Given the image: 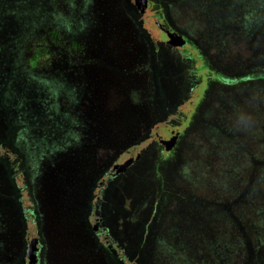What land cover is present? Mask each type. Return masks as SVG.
<instances>
[{
    "label": "rangeland",
    "instance_id": "rangeland-1",
    "mask_svg": "<svg viewBox=\"0 0 264 264\" xmlns=\"http://www.w3.org/2000/svg\"><path fill=\"white\" fill-rule=\"evenodd\" d=\"M229 1L0 0V264H205L206 235L264 264L203 179L264 156V80L227 51L263 0Z\"/></svg>",
    "mask_w": 264,
    "mask_h": 264
},
{
    "label": "trees",
    "instance_id": "trees-1",
    "mask_svg": "<svg viewBox=\"0 0 264 264\" xmlns=\"http://www.w3.org/2000/svg\"><path fill=\"white\" fill-rule=\"evenodd\" d=\"M261 2L259 0H251L250 4H254L255 8H258V4ZM263 4L260 3L264 10V0L262 2ZM229 6V9L236 8L239 9V5L235 3L234 0H230L227 4ZM256 9V10H257ZM222 10V9H221ZM229 13V12H228ZM228 13L224 12L221 14H225V18L228 17ZM230 15H232V11H230ZM240 30V28L238 29ZM246 40H242L245 38V36L241 37L235 48L233 46H230L227 51L229 53L237 54V56H242V54L247 53V58L249 59L248 61L250 64L253 66L254 69H258L259 71H256L257 74L260 73L261 75L256 77V75H248L247 78H245V81L247 80H256L259 78H262L264 80V28L262 30H252L251 28H248L245 32ZM4 54V52H2ZM13 72V71H12ZM221 80L225 81L226 83H232L233 81L236 80H231L225 77H222ZM165 103V102H163ZM239 164L242 165H253L251 170L250 175H247L248 170H243V166L240 168L238 166L235 171H231L230 174L227 172H223L218 176H215L214 174L207 173L205 175V182L207 184H210L212 182H217L221 188L227 187L228 185H233L235 186V189L239 187V189L232 194L227 193L225 194L224 197L229 199L230 201H234L235 206H237V211L239 215L237 216L238 218H241V221L243 224H245L247 228L246 234L248 235L247 238H243L246 236L245 233H242V239H244V244H251L250 242L252 241L253 243V248L251 249L254 250V254L257 256L260 253L264 252V225H262L258 220H260V216L264 217V170L258 171L261 168H264V156L259 157L257 155H253L249 158V160H239ZM260 173V174H259ZM209 194V195H208ZM202 199L200 200L202 204L199 202L198 204H201L200 206H205L208 207L209 203H214L215 205H219L222 201H224V198L222 196V192L220 189H216V191H207L205 193H202ZM232 196V197H231ZM191 202V201H189ZM225 202V201H224ZM214 206V205H213ZM198 207V206H197ZM204 207V208H205ZM214 208H217L216 206ZM245 208H247V220H245L246 214L242 213V210L245 211ZM215 218V217H214ZM221 218H216L217 221H220ZM218 224H221L220 222H217ZM249 231V232H248ZM208 232V231H207ZM211 235H206V238H204L202 241H205L201 249L205 253H208L207 257L204 256L205 260H210V262L206 261L207 263L205 264H213V259L217 258V256L222 255V247L220 245H214L211 242L210 239ZM250 238V240H249ZM192 241V240H191ZM201 242L193 241L191 245L195 247L194 245H198ZM212 250V253H209L207 251ZM251 253V251H250ZM219 254V255H218ZM239 256V254H238ZM244 258V257H243ZM242 256H239L237 258V264H246L245 259H243ZM255 263L260 264L261 262H258V260H255ZM263 264V263H262Z\"/></svg>",
    "mask_w": 264,
    "mask_h": 264
},
{
    "label": "water",
    "instance_id": "water-1",
    "mask_svg": "<svg viewBox=\"0 0 264 264\" xmlns=\"http://www.w3.org/2000/svg\"><path fill=\"white\" fill-rule=\"evenodd\" d=\"M39 237L35 236L34 239H32V247L31 250L35 256H37V252L39 251V247L37 246L38 244Z\"/></svg>",
    "mask_w": 264,
    "mask_h": 264
}]
</instances>
